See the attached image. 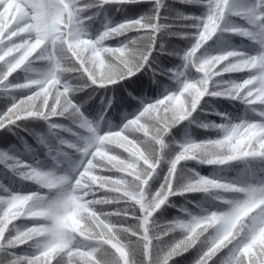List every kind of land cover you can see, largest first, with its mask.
<instances>
[{
  "label": "snow or ice",
  "instance_id": "obj_1",
  "mask_svg": "<svg viewBox=\"0 0 264 264\" xmlns=\"http://www.w3.org/2000/svg\"><path fill=\"white\" fill-rule=\"evenodd\" d=\"M179 3L0 0V264H264V0Z\"/></svg>",
  "mask_w": 264,
  "mask_h": 264
},
{
  "label": "trees",
  "instance_id": "obj_2",
  "mask_svg": "<svg viewBox=\"0 0 264 264\" xmlns=\"http://www.w3.org/2000/svg\"><path fill=\"white\" fill-rule=\"evenodd\" d=\"M168 3L170 4H176L177 7H180L182 10H191V6H185V5H181L179 3V0H167ZM146 9L143 8H137V7H133V6H128L124 9H122V13H115L113 8H108L107 11V15L113 19H119L121 18L122 14H127V15H133V14H138L139 12L145 11ZM97 26V23H94L92 25L93 28H95ZM234 43L239 44L240 40L239 38H234L233 40ZM211 43V42H210ZM139 75V74H138ZM233 75H238V74H233ZM143 83L145 85V91L146 94L151 97L152 96V89H151V85L148 82L147 77H143L142 78ZM99 95H102V93H98L97 97L93 98V101H90L89 103L93 105V107L98 106L99 105V100L98 97ZM118 97H123V93H117ZM2 102V101H0ZM125 103H127V101H125ZM215 103V102H214ZM131 106V105H130ZM220 106L224 107V108H232V105H230L228 102L226 101H222L220 102ZM122 114V110L120 109L119 103H117V107L116 110L113 112L111 119L113 120V122H116L119 120L120 115ZM210 118H214V117H210ZM203 130H199L196 134L199 135L200 132H202ZM30 143H34V141H32L31 139L29 140ZM5 145H3L2 143H0V147H4ZM197 171H200L202 175H207L211 169L208 166H199L197 167ZM191 196H195L196 198H199V194H191ZM190 196V198H191ZM182 200H178L177 203H182ZM167 215L169 217L171 216H175L177 215V209L173 208L170 209L169 212L167 213ZM177 239H179V236L176 237ZM21 249H23V245L19 246ZM223 251V250H222ZM196 253L192 250H189V252L184 253L182 255V257H176V261L177 264H192L194 258H195ZM219 255V253H218Z\"/></svg>",
  "mask_w": 264,
  "mask_h": 264
}]
</instances>
